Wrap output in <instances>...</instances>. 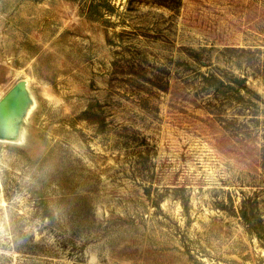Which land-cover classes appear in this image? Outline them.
<instances>
[{
    "label": "rangeland",
    "instance_id": "obj_1",
    "mask_svg": "<svg viewBox=\"0 0 264 264\" xmlns=\"http://www.w3.org/2000/svg\"><path fill=\"white\" fill-rule=\"evenodd\" d=\"M80 1L0 0V264H264V0Z\"/></svg>",
    "mask_w": 264,
    "mask_h": 264
},
{
    "label": "trees",
    "instance_id": "obj_2",
    "mask_svg": "<svg viewBox=\"0 0 264 264\" xmlns=\"http://www.w3.org/2000/svg\"><path fill=\"white\" fill-rule=\"evenodd\" d=\"M81 9L83 11H86L87 15H97L99 18L101 17V14H104L103 12H107L108 14L113 13V8L109 4V0H81ZM102 7L107 8L105 11L102 10ZM112 8V9H110ZM106 13V14H107ZM104 22H110V19H103Z\"/></svg>",
    "mask_w": 264,
    "mask_h": 264
},
{
    "label": "water",
    "instance_id": "obj_3",
    "mask_svg": "<svg viewBox=\"0 0 264 264\" xmlns=\"http://www.w3.org/2000/svg\"><path fill=\"white\" fill-rule=\"evenodd\" d=\"M26 88L25 83H21L18 88L12 90L7 97L1 102L0 107L3 108V111H13L15 112L16 110L19 109L22 105V95L20 90H24Z\"/></svg>",
    "mask_w": 264,
    "mask_h": 264
}]
</instances>
